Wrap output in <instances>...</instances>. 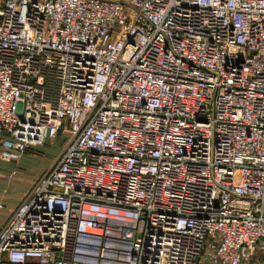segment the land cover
<instances>
[{
  "label": "built area",
  "instance_id": "built-area-1",
  "mask_svg": "<svg viewBox=\"0 0 264 264\" xmlns=\"http://www.w3.org/2000/svg\"><path fill=\"white\" fill-rule=\"evenodd\" d=\"M60 138L0 264H264V0H0V158Z\"/></svg>",
  "mask_w": 264,
  "mask_h": 264
},
{
  "label": "crops",
  "instance_id": "crops-1",
  "mask_svg": "<svg viewBox=\"0 0 264 264\" xmlns=\"http://www.w3.org/2000/svg\"><path fill=\"white\" fill-rule=\"evenodd\" d=\"M52 140L30 146L18 161L0 158V228L6 224L21 199L31 189L36 179L50 167L59 149L50 150ZM52 159H45L46 154ZM13 171V176L7 174Z\"/></svg>",
  "mask_w": 264,
  "mask_h": 264
},
{
  "label": "rangeland",
  "instance_id": "rangeland-1",
  "mask_svg": "<svg viewBox=\"0 0 264 264\" xmlns=\"http://www.w3.org/2000/svg\"><path fill=\"white\" fill-rule=\"evenodd\" d=\"M62 141H63V140H62L61 138H60V139H56L55 141H52L53 144H52V147H50V150H51V151H54V149H59V150H60L61 145H62ZM45 157H46L45 159H50V158L52 157V155L47 153V154L45 155ZM52 158H53V157H52ZM52 158H51V159H52Z\"/></svg>",
  "mask_w": 264,
  "mask_h": 264
}]
</instances>
